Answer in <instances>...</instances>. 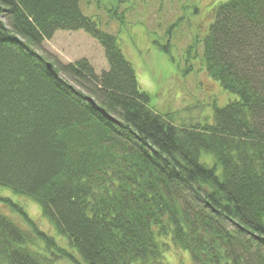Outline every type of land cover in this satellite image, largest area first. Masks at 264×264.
I'll return each mask as SVG.
<instances>
[{"label":"trees","instance_id":"obj_1","mask_svg":"<svg viewBox=\"0 0 264 264\" xmlns=\"http://www.w3.org/2000/svg\"><path fill=\"white\" fill-rule=\"evenodd\" d=\"M211 12L183 56L236 98L211 123L175 124L80 0H0V187L36 202L82 261L0 198L30 227L0 212V264H168L171 247L192 264H264V0ZM58 31L93 38L107 69L48 68L39 50Z\"/></svg>","mask_w":264,"mask_h":264},{"label":"rangeland","instance_id":"obj_2","mask_svg":"<svg viewBox=\"0 0 264 264\" xmlns=\"http://www.w3.org/2000/svg\"><path fill=\"white\" fill-rule=\"evenodd\" d=\"M223 1L226 0H80V8L85 16L96 20L101 30L116 36L140 88L150 95L154 110L169 113L175 124H202L212 122L213 106L222 107L236 97L210 79L198 60L186 62L183 51L192 38L204 36L213 20L212 8ZM115 7L125 11L122 28L109 16L108 10ZM167 41L169 54L157 47ZM200 49L198 46L197 51ZM39 53L56 65L85 58L97 74L107 69L102 47L83 31H58L42 44ZM0 198L20 206L39 230L82 263L67 240L42 218L36 202L3 187ZM0 212L24 230L30 229L25 219L2 201ZM165 258L168 264H192L188 252L175 247L167 251ZM58 264L75 263L62 259Z\"/></svg>","mask_w":264,"mask_h":264},{"label":"water","instance_id":"obj_3","mask_svg":"<svg viewBox=\"0 0 264 264\" xmlns=\"http://www.w3.org/2000/svg\"><path fill=\"white\" fill-rule=\"evenodd\" d=\"M47 67H48V68H52V66H51L50 63H47ZM89 100H90V101H93V100H91L90 98H89ZM101 111L103 112V110H101Z\"/></svg>","mask_w":264,"mask_h":264}]
</instances>
